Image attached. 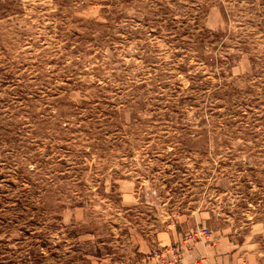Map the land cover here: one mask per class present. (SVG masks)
I'll return each mask as SVG.
<instances>
[{"label": "rangeland", "instance_id": "374dc122", "mask_svg": "<svg viewBox=\"0 0 264 264\" xmlns=\"http://www.w3.org/2000/svg\"><path fill=\"white\" fill-rule=\"evenodd\" d=\"M0 264H264V0H0Z\"/></svg>", "mask_w": 264, "mask_h": 264}, {"label": "built area", "instance_id": "2783aa9c", "mask_svg": "<svg viewBox=\"0 0 264 264\" xmlns=\"http://www.w3.org/2000/svg\"><path fill=\"white\" fill-rule=\"evenodd\" d=\"M210 233L205 227H198L191 231V234L187 235V241L204 240L209 237Z\"/></svg>", "mask_w": 264, "mask_h": 264}, {"label": "crops", "instance_id": "0c3cea01", "mask_svg": "<svg viewBox=\"0 0 264 264\" xmlns=\"http://www.w3.org/2000/svg\"><path fill=\"white\" fill-rule=\"evenodd\" d=\"M163 240H166L165 235H163ZM199 247V245H197Z\"/></svg>", "mask_w": 264, "mask_h": 264}]
</instances>
